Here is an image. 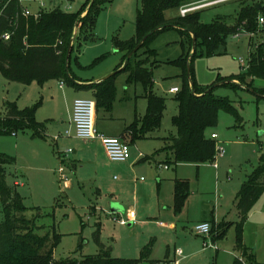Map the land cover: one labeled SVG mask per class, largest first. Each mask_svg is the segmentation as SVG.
<instances>
[{
	"label": "rangeland",
	"instance_id": "1",
	"mask_svg": "<svg viewBox=\"0 0 264 264\" xmlns=\"http://www.w3.org/2000/svg\"><path fill=\"white\" fill-rule=\"evenodd\" d=\"M21 1L32 12L41 7L42 11L60 9L69 13L78 12L86 2ZM208 1L192 3L201 6ZM104 2L93 35L86 41L78 35L79 39L68 61L73 77L89 78L109 67H114V70L108 75L121 69L119 63L123 58L120 52H113V37L124 40L135 34L141 0ZM238 10L239 2L232 0L194 11H200L202 23H210L218 17L232 18ZM172 14L171 10L166 12V16ZM73 34L77 36L78 25ZM249 45L247 33L229 35L217 54L193 58L195 81L198 84H212L219 77L238 74L243 66H248ZM149 48L155 51V58L160 62L174 60L182 52L180 34L175 29L160 32ZM144 50H140L141 57H144ZM105 52L107 55L104 58L92 64L96 57ZM186 52L189 53L188 45ZM149 60L151 63L155 61L154 57ZM133 64L134 59L130 61V65ZM147 67L151 70L153 92L164 97L166 102L160 133L174 134L176 129L171 124V117L177 113V103L173 99L174 93L168 91L174 86L178 89L182 87V78L178 76L180 69L164 63L157 66L148 63ZM127 78L126 71L115 76L117 91L109 112L113 118L106 119L100 113L97 119V125L105 124L112 133L118 134L123 129V120L133 115L134 105L126 101L123 94L132 96L134 87L136 91H142L143 88L139 83L129 84ZM263 88L264 79L261 78L252 79L250 87L246 84L235 89L227 85L216 87L214 93L231 101L240 120L223 109L218 111L217 124L206 129V135L216 133V147L222 146L224 153L216 152L212 161L173 165L164 159V153L158 154L161 152L159 142L143 140L130 145V156L132 158L136 145H141V152L147 154L149 160L142 162L143 165L136 163L126 167L124 164L121 166V161H112L106 152L97 156V162L91 158V154L72 152L77 147L74 141L79 140L64 136L68 119L63 116V112L65 106L72 102L65 92L77 90L69 82L51 79L42 86L37 82L22 84L8 81L0 73V112H4L5 101H15L19 108L33 106L41 101L36 108L35 118L44 124V139L32 138L28 131L0 136V153L14 157V162L4 168L6 184L20 194L26 207L24 215L35 219V224L40 227L36 229L38 234L49 232L50 236L54 233L60 235L53 250L55 259H80L97 253L99 247L94 236L98 228L99 240L113 257H138L140 250L150 244L149 258L162 261L158 264H171L174 261L177 264H264V193L255 202L242 226L246 254L243 255L235 247L238 222L235 198L243 179L257 166L259 157L264 154V93L259 95L255 92ZM88 97L82 94L77 98ZM143 107L144 101L139 100L137 111ZM123 137L128 141L127 133ZM155 145L157 147L154 148ZM79 156L80 160L77 159ZM60 166L68 178L76 183L74 188L67 190L61 184L57 171ZM174 176L187 178L191 192L179 213H175L172 208L171 179ZM149 184L153 190L142 187ZM114 203L122 207L120 212L112 214L109 206ZM130 209L134 211L132 220L128 217ZM211 212L215 223L223 220L229 223L222 239H215L212 232L205 236L195 231V225L201 223L202 219H209ZM129 222L131 225H128ZM170 222H174L175 227L171 228ZM203 241L215 248L209 245L204 248ZM178 250L180 254H176Z\"/></svg>",
	"mask_w": 264,
	"mask_h": 264
},
{
	"label": "trees",
	"instance_id": "2",
	"mask_svg": "<svg viewBox=\"0 0 264 264\" xmlns=\"http://www.w3.org/2000/svg\"><path fill=\"white\" fill-rule=\"evenodd\" d=\"M106 0H86L78 12H64L60 9L42 11L35 17L24 15L19 0H0V73L8 81L30 84L37 82L43 85L51 79L66 80L72 85L81 87L71 76L68 61L74 51L73 42L70 54L68 51L78 23V34L75 39H82L93 35L99 11ZM199 0H141L135 22V34L128 39L120 40L113 37L114 48L122 53V64L127 54L141 41L140 48L133 53L127 63L113 75L91 87L95 92V110H110L114 95L116 74L122 71L128 73V83H139L143 87L142 96L147 101L146 112L125 127L124 133L129 135L128 143L148 138L161 127L163 112L166 108L165 98L153 92L151 70L147 67L160 63L170 64L180 69L179 77L183 85L174 94L177 103V113L171 117V124L176 133L163 138L164 147L160 151L167 153L168 161L178 163H205L214 159L215 140L206 135V129L217 124L220 109L233 114L237 120L240 116L226 97L214 93L216 87L227 85L233 89L250 87L254 78L264 79V45L259 44L249 50V61L246 69L235 75L219 77L214 83L198 85L194 79L192 60L197 56L207 57L217 54L225 45L229 35L238 31L257 32V18L264 16V0H236L239 10L232 18L218 17L210 23H202L200 11L179 14L183 5ZM256 5H260L258 9ZM173 11L166 16L167 11ZM85 12L84 15H82ZM175 29L180 34L182 48L178 58L160 62L155 58V51L149 48L151 41L160 32ZM8 34L9 38L4 39ZM193 37L195 46L192 49ZM186 45L189 53L186 52ZM142 51L144 57H141ZM193 51V52H192ZM106 54L97 57L96 63ZM154 57V63L149 58ZM134 59V64L130 61ZM235 81H238L236 83ZM263 94V89L255 91ZM41 101L33 106L19 108L15 101H5L4 112H0V136L16 134L18 131L29 132L34 138L44 139V124L35 118L36 108ZM14 157L0 153V264H143L148 262L150 244L144 246L137 258H121L110 255L99 240V229L95 231V241L99 247L96 254L85 255L80 259L67 257L55 259L53 250L60 240V235L49 232L38 234L34 218H27L24 213L26 207L20 194L6 184L4 166L12 164ZM264 155L259 164L246 176L235 199V206L239 214L236 223L235 247L246 254L243 244L242 226L255 202L264 193ZM190 194L189 182L185 179L174 180V212L179 213ZM211 232L215 239H222L229 223H215L211 221ZM238 263L239 261L236 260Z\"/></svg>",
	"mask_w": 264,
	"mask_h": 264
},
{
	"label": "crops",
	"instance_id": "3",
	"mask_svg": "<svg viewBox=\"0 0 264 264\" xmlns=\"http://www.w3.org/2000/svg\"><path fill=\"white\" fill-rule=\"evenodd\" d=\"M20 1V4H21V6H22V8H23V12L25 11V10H28L29 12H30V14H32V15H35V14H39L40 12H42V8L40 7V9L38 10V11H36V12H32L28 7H26V6H23V4H22V1L21 0H19ZM40 6V5H39ZM83 14H85V13H83ZM82 14V15H83ZM88 39V37L86 38V37H84V39L83 40H87ZM125 40V39H124ZM76 41H77V39H75L74 40V43L76 44ZM112 46H113V52H118L115 48H114V45H113V43H112ZM96 48V47H95ZM105 53H107V52H105ZM122 54V53H121ZM102 55H103V53H102ZM123 55V54H122ZM101 56V55H100ZM97 58V57H96ZM123 62V61H122ZM122 62H120L119 64H120V68H122L123 67V64H122ZM81 67V66H80ZM243 68H244V66L242 67V70H243ZM114 70V67L113 68H108L107 70H103V71H100L99 73H97V74H95L94 76H91V77H89V78H84V79H82V78H79V77H77V76H75L74 78H75V81H76V83L77 84H79V85H81V87H77V86H75V85H72L73 86V88L75 89V90H77V91H74L73 93H71L70 91H66L65 92V94L67 95V97H69V99H72V102L70 103V104H67L66 106H65V110H64V112H63V116L65 115V117L68 119V125L66 126V128H65V130H64V136L65 137H71V138H74L75 140H79V141H74L76 144H77V147H76V149H73V153L75 154V153H80V154H82V155H84V154H91V158L92 159H95V162H97V156H99L100 157V154H103V153H105V149H104V147H103V145H102V142L100 141V139H98V138H94V139H89V140H82V139H79V138H77L76 136H75V129H74V125H73V123H72V106H73V102H74V100L75 99H77V97H78V95H82V94H87L89 97L88 98H85V99H90V100H92V101H94V103H95V92H94V89L93 88H91V87H85V86H88V85H90V84H93V83H98V82H101V80L106 76V75H108V73H110L111 71H113ZM116 72V71H115ZM62 83V82H61ZM197 83V82H196ZM114 84H115V82H114ZM129 84H133V83H129ZM198 84V83H197ZM135 85V84H134ZM198 85H208V84H198ZM61 88H62V84H60L59 85ZM174 87H176V86H174ZM171 88H173V87H171ZM127 88L125 87L124 88V90H126ZM83 91H85V92H83ZM116 91H117V88H116V85H115V95H116ZM142 92H143V89H142V91H136V89H135V87H134V90H133V95L131 96V94H127V95H124L123 94V98L126 100V101H129V102H131V103H133V105H134V111H133V115L132 116H130V118H126V120H123L124 122H123V124H124V126H123V129L117 134V133H112V132H109L108 130H107V126L105 125V124H103V125H101V126H99V125H97V119H98V116H99V114L101 113L102 114V117H104V118H106V119H111V118H113L112 116H110V114H109V112H110V110H111V108H112V106H113V103H114V100H115V95H114V100H113V103H112V106H111V108H110V110H108V111H105V110H100L99 112H97L96 113V110H95V126H96V128H97V130L100 132V133H102V134H104L105 136H110V137H120V138H122V139H124V129H125V127L127 126V125H129L134 119H135V117H142L144 114H145V112H146V106H147V101H146V99L142 96ZM169 92V91H168ZM170 93V92H169ZM175 94V93H174ZM139 100H143L144 101V107L141 109V110H139V111H137V108H136V105H137V102L139 101ZM18 106V105H17ZM143 111V112H142ZM100 114V115H101ZM62 123H64V121L62 122ZM160 129H161V127L157 130V131H155V132H153L152 134H151V136L150 137H148V138H142V139H139V140H137V142H140V141H143V140H155V141H157V142H159L160 144H161V148L162 147H164V145H165V141L163 140V138H165V137H168V136H170V135H174L173 133H171L170 135H163L162 133H160ZM30 134V133H29ZM212 134H216V133H212ZM211 134V135H212ZM210 135V136H211ZM31 136V135H30ZM32 137V136H31ZM32 138H34V137H32ZM127 141V140H126ZM128 142V141H127ZM136 142V141H135ZM134 142V143H135ZM134 143H132V144H134ZM129 144V146L131 145L130 143H128ZM154 148L155 147H157L156 145L155 146H153ZM140 148H142L141 147V145H136V147H135V150H134V153H132V158H131V156H130V158L128 159V160H126V161H121V162H119L120 164H121V166H126V167H130V166H134L136 163H139V165H143L142 164V162H145V161H147V160H149V156L147 155V154H145L144 152H141V150H140ZM156 150V149H155ZM154 151V150H153ZM162 153H164L165 154V156H164V159L165 160H167L168 161V158H169V156L167 155V153H165V152H163V151H161V152H158V154H162ZM107 155V154H106ZM262 155H264V154H262ZM261 155V156H262ZM260 156V157H261ZM260 157H259V159H260ZM78 160H80V156L77 158ZM151 159V158H150ZM166 161V162H167ZM169 162V161H168ZM124 164V165H123ZM258 164H259V161H258ZM257 164V165H258ZM9 165V164H8ZM6 166V165H5ZM5 166H4V168H5ZM60 167H62V166H60ZM257 167V166H256ZM255 167V168H256ZM165 168L167 169V166H165ZM254 170V169H253ZM252 170V171H253ZM58 171V173H59V169L57 170ZM251 171V172H252ZM250 172V173H251ZM4 173H5V169H4ZM249 173V174H250ZM65 174H66V176H67V180H63V179H61V177H60V174H59V180L61 181V184L63 185V187L65 188V189H72V188H74L75 186H76V183L74 182V181H72V180H70V178H68V175H67V173L65 172ZM249 174H247V175H249ZM246 175V176H247ZM246 176H245V178H246ZM245 178L243 179V181L245 180ZM175 179H185V180H188L187 178H183V177H177V176H174L172 179H171V181H172V183H173V189H172V198H173V203H172V208H173V206H174V180ZM262 181H264V175L262 176V179H261ZM243 181H242V183H243ZM189 182V181H188ZM241 183V184H242ZM17 184V182L15 181L14 182V185H16ZM150 186H146V185H142V187L146 190V188L147 189H151V190H153V186H151V184H149ZM150 187V188H149ZM15 189V188H14ZM189 189H190V187H189ZM145 191H143V193H144ZM190 194H191V192H190ZM190 194H189V196H190ZM189 196H188V198H189ZM188 198H187V200H186V202H185V204H184V207H185V205H186V203H187V201H188ZM236 199V198H235ZM121 205L119 204V203H114V204H111V206H109V211H110V213H112V214H114V213H117V212H120L121 211ZM183 207V208H184ZM182 208V209H183ZM235 208H236V206H235ZM174 210V209H173ZM236 211H237V209H236ZM134 211L132 210V209H130L129 211H128V217H129V219H133L134 218ZM237 215H238V220H239V214H238V211H237ZM131 216V217H130ZM130 220V221H131ZM211 221H214V222H216L215 221V219L213 218V216H212V212H211V215H210V218L209 219H202L200 222H211ZM132 222V221H131ZM131 222H129V224L128 225H131ZM222 222H225L224 220L222 221ZM219 223H221V222H219ZM160 225H162V223L160 222L159 223ZM169 226L171 227V228H173V227H175V224H174V222H170V224H169ZM101 242V241H100ZM204 242V241H203ZM204 248H207V247H204ZM141 251V250H140ZM181 253V251L180 250H178L177 251V253L176 254H180ZM96 254V253H95ZM140 254V253H139ZM123 258V257H122ZM134 258H137V257H134ZM150 259V258H149ZM150 260H152L153 262H154V264H158L159 262H162V261H160V260H155V259H150ZM166 261H168V260H166ZM174 262H177V261H174ZM174 262H172L171 264H173Z\"/></svg>",
	"mask_w": 264,
	"mask_h": 264
},
{
	"label": "built area",
	"instance_id": "4",
	"mask_svg": "<svg viewBox=\"0 0 264 264\" xmlns=\"http://www.w3.org/2000/svg\"><path fill=\"white\" fill-rule=\"evenodd\" d=\"M232 0H209L208 3L201 6H194L193 3H189L186 5H183L179 9V14L181 16L186 15L187 13L193 12L194 10L201 8L203 6H211L214 4H219L222 2H227ZM24 15H29L30 12L28 10H25L23 12ZM35 17L38 16V14L34 15ZM257 25L258 29L257 32H246V31H238L235 33V36L240 35L241 33H247L248 37L250 38V50L255 49L259 44L264 45V16L259 15L257 18ZM9 38L8 34L4 35V39L7 40ZM242 61V59H240ZM247 67H244L243 69H246ZM178 91L177 87H173L169 89L170 93H176ZM72 123L74 125L75 129V136L82 140H89L98 138L102 142V145L105 149V152L107 156L112 161H126L130 158V146L128 142L125 139H122L120 137H110L105 136L104 134L100 133L96 126H95V103L94 101L90 99L85 98H77L73 102L72 106ZM217 136L216 134H212L211 138L215 139ZM216 152H219L221 154L224 153V148L222 146L216 147ZM67 152H71L70 149L67 150ZM216 154V153H215ZM59 174L61 179L67 180V176L63 170L62 167L59 168ZM131 217V216H130ZM122 224L125 223V221H121ZM195 231L197 234H203L207 235L211 232V225L209 222H201L197 225H195ZM208 243L206 241L203 242V247H208ZM211 248H215L213 245H209ZM173 264H177V262H174Z\"/></svg>",
	"mask_w": 264,
	"mask_h": 264
},
{
	"label": "water",
	"instance_id": "5",
	"mask_svg": "<svg viewBox=\"0 0 264 264\" xmlns=\"http://www.w3.org/2000/svg\"><path fill=\"white\" fill-rule=\"evenodd\" d=\"M256 7L258 8V9H260L261 8V6L260 5H256ZM77 25H78V23H76V27H77ZM74 38H75V36L73 35V37H72V40H71V45H70V48H69V51H68V55L70 54V49H71V46H72V44H73V42H74ZM142 42L143 41H141L139 44H137L128 54H127V57H126V59H125V61H124V63H123V66L127 63V61H128V59L133 55V53L134 52H136L139 48H140V46L142 45ZM194 46H195V38L193 37V43H192V49L194 48ZM193 52V51H192ZM115 72H113V73H111V74H109V75H107V76H105L102 80H105L106 78H108L109 76H111V75H113ZM101 80V81H102Z\"/></svg>",
	"mask_w": 264,
	"mask_h": 264
}]
</instances>
